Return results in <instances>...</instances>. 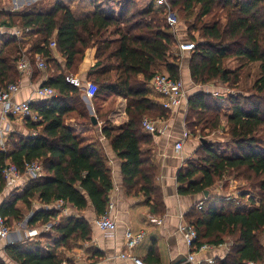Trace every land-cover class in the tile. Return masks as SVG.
I'll list each match as a JSON object with an SVG mask.
<instances>
[{"label": "trees", "instance_id": "trees-1", "mask_svg": "<svg viewBox=\"0 0 264 264\" xmlns=\"http://www.w3.org/2000/svg\"><path fill=\"white\" fill-rule=\"evenodd\" d=\"M118 1H121L118 19L105 16L97 5L92 11L78 7L81 15L55 5L48 14L21 13L0 19V26L29 29L28 34L36 36L28 48L29 55L22 53V41H0V88L16 83L19 77L16 65L23 56L33 64V55L39 54L46 59L45 65L52 64L58 69L59 65L52 62L49 50L52 42L66 61V71L42 85L53 88L57 97L31 103L37 119H26V125L37 134H12L4 149L0 146V192L6 187L3 172L7 166L15 165L21 174L32 162L40 163L43 169V176L29 181L21 196L12 194L2 205L0 216L7 225L20 222L24 211L31 212L35 200L45 206L63 201L77 211L85 210L90 204L98 217L108 209L109 193L113 188L108 159L98 141L88 143L66 124V120L74 117L91 122L82 102L81 89L65 81L66 76L75 74L88 53L93 54L94 63L87 79L97 85L93 101L101 100L107 92L126 100L127 123L115 127L106 121L101 130L121 161L124 190L128 195L143 194L148 202L152 201L150 208L154 213L163 211L155 181L157 167L150 155L141 152L143 142H149L143 134L142 120L145 116L152 120H166L170 115L161 104L148 97V85L156 69L167 72L173 79H181L179 64L169 62L176 32L168 27L165 11L156 6V0L145 5L137 0ZM167 1L171 11L183 19L187 26V41L194 45L188 64L192 83L207 86L220 81L234 90L244 68L251 63L258 64V76L249 94L237 92L213 98L211 94L197 93L188 99L187 130L194 136L197 128L201 136L206 130L216 132L222 130L221 122L225 119L222 132L237 154L222 156L202 146L195 153V161L186 163L176 178L182 186L178 189L180 195H203L227 174L245 180L249 191L256 190L254 195L260 200L258 205L253 198L247 199L242 191L238 197L242 202L246 199V203L225 201L223 197L217 198L221 201H213L208 195L202 208L191 209L185 215V221L197 232V246L215 247L225 240L231 243L219 264L262 263L264 0ZM2 15L6 13L0 9V18ZM195 32L199 39L192 34ZM229 59L243 60L245 64L228 69L224 63ZM222 108L226 111L224 115L220 113ZM31 214L29 226L36 222L48 224L58 212L40 210ZM53 232L55 238L50 234L45 236L46 248L40 241L32 240L9 244L5 252L16 264L69 263L70 260L63 258L58 249L71 250L78 242L88 241L91 227L83 219L67 218ZM0 264L6 263L0 259Z\"/></svg>", "mask_w": 264, "mask_h": 264}, {"label": "crops", "instance_id": "crops-1", "mask_svg": "<svg viewBox=\"0 0 264 264\" xmlns=\"http://www.w3.org/2000/svg\"><path fill=\"white\" fill-rule=\"evenodd\" d=\"M0 1L2 3V7L0 9L6 13V15L1 16V20L5 19L7 15L21 13L48 14L55 5H61L65 8L73 10L76 15H81V13L77 10L80 6L83 7L84 10L92 11L97 5L100 7L105 16L115 19L120 17L121 9V1L118 0H17L18 3H14V5H11L12 7L10 6L8 8L4 7L6 0ZM34 3L36 4V7L31 8L35 5ZM42 3L45 5H42ZM23 5L25 7L22 8V11L21 6ZM178 24L180 25L179 22ZM28 33L29 29L24 30L20 27L0 26V41L12 39L22 41L23 49L21 51L22 53L26 52L28 54V48H30L32 40L36 37L34 35L31 36ZM181 35L182 34L179 33V36H177L178 46L185 42V37ZM49 50L51 51L52 62L55 61L59 65L58 69L52 67V64L49 65L48 63H46L45 69H39V60L45 63L46 59L41 58L39 54L33 55L34 63L32 64L31 61H29L31 68L30 72H20L17 68L19 77L16 84L19 86V93L12 98V102H39L38 99L34 98L35 90L38 87H41L46 81L59 75L61 72L66 71L65 58L58 53L56 47H49ZM92 62L94 63L93 54L88 53V55H86L79 64L75 74L72 73L73 77H77L83 82L87 81V74L93 66ZM252 64L257 66L255 67L256 70L253 72L254 75H252L253 77L251 82L253 85L258 76V64L251 63L248 69H250ZM187 72L185 68L180 67V78L183 81L184 90L186 92L184 104L175 113H169L170 115L166 120H158L156 123L158 129L163 130V133L151 135L142 131L149 139V142H143L141 152L143 154L150 155L152 163L157 167L155 181L159 190V197L162 203L161 208L163 211L154 213L150 208L152 201L148 202L143 194H126L122 184L121 161L117 159L109 142L105 139V136L101 132L106 121L110 122L115 127H119L127 123L128 118L125 113L126 100L121 96L114 95L112 92H107L103 95L101 100H95V102L101 101V103H97L99 105L94 106L93 99H88L81 90L83 93L81 98L86 108V112L89 116L95 117L97 125H93L92 121L86 122L78 117L66 120V124L75 134L84 137L88 143L98 141L103 154L108 159V165L112 174L113 188L109 193V206L107 211L110 217L116 222V230L114 232H103L99 230L95 225L98 215L95 213L92 205L90 204L85 210L77 211L70 204L65 203V206L68 208L67 213H61L60 209L58 210L57 202H54L50 206H45L38 200H35L33 202L31 212L28 213L24 211V218L20 222L13 221L11 225H8V240L0 238L1 260H3L6 264H16L12 262L5 252V247L9 244L36 240L40 241L44 248L48 247L45 236L50 234L55 238L56 236L53 232L54 228L59 225L61 221H65L67 218L83 219L91 227L90 239L88 241L78 242L71 250L65 248L63 249L62 247L58 249V253H60L63 258L70 260L71 262H77L80 264H134L131 259H124L121 257L122 254L127 253L140 259L144 262V264H173L187 258L188 249L181 234L178 232V226L181 222L185 221V215L191 209L196 208L199 202L207 200V197L200 194L180 195L178 193V189L182 186L177 183V173L180 169L186 166V163L195 161V153L202 146H206L207 148L215 151L214 147L216 148L217 145L218 147L225 145L231 148L230 150L232 153L237 154L236 151H232V146H230L231 144H228L227 141H225L226 144H224L219 140L216 141L215 139H212L218 131L214 134L209 133V131L206 130L204 132L205 135L202 136L200 131H198V135L196 134V136H194L187 130L185 124V113L188 99L197 93H207L215 96V92L217 90L221 91L220 89H217V86L214 87V85H207L206 87L210 88L207 92L199 90V87H193L199 91L194 89L192 90V87L188 82L190 81V75L189 73L187 74ZM227 91L229 90L225 91V89H223L221 92H218V94L220 93V95L226 97L228 95ZM148 97L161 104V97L156 92L151 90L149 85ZM114 98L117 100L116 103L120 105V109L117 110L113 108L107 112L111 103L114 101ZM26 119L28 118L22 119L12 116L5 117L2 115L0 108V146L2 149L5 147L7 138L12 134L16 136H32L37 134L35 131L30 130L27 127ZM225 126V119H222L221 129L223 130ZM222 130H219L220 132L218 133L222 134ZM184 134L187 135L185 140H183ZM201 139L205 141L204 144L201 143ZM180 141L183 142L182 149L180 151H176L175 145ZM216 153L222 156L226 155L223 151ZM31 180L32 179H30L27 175L22 174L21 179L12 190L5 187L3 191L0 192V209L10 195L16 194L21 196L24 193L25 186ZM218 188L219 185H216L209 190V198L212 197L213 201H221V198L217 199L218 197H222L219 194ZM242 192L246 194L247 199L249 197L252 198L251 196L255 197L253 194L249 195V190H243ZM254 200L256 201V199ZM246 201L247 200L245 199L243 202L246 203ZM17 206L19 207L20 205L18 204ZM40 210H53L57 211L58 214L57 217L51 219L48 224L44 225L40 222H36L35 225L29 226L28 219L32 215L31 213ZM51 224L54 227L53 229H51L52 227L49 229L45 228L46 225ZM128 229L134 232L144 233V240L136 248L132 249V251H128L124 244V233ZM33 230L37 231V234L29 237L28 232ZM230 245L231 243L228 240H225L223 244L212 247L208 251L196 256V260L203 261L202 264H207L206 260H213V264H219L227 255ZM157 260L159 262L155 263Z\"/></svg>", "mask_w": 264, "mask_h": 264}, {"label": "built area", "instance_id": "built-area-1", "mask_svg": "<svg viewBox=\"0 0 264 264\" xmlns=\"http://www.w3.org/2000/svg\"><path fill=\"white\" fill-rule=\"evenodd\" d=\"M156 6L161 7L165 11V20L168 27L175 33L177 29V19L175 14L171 11L170 6L167 0H156ZM49 47H56L55 42L50 43ZM180 51L185 53H190L194 49L193 43L188 41L181 43L179 45ZM17 68L20 72H30V62L28 59L23 56L17 64ZM39 69H45V64L43 61L39 60L38 62ZM65 81L78 88L81 89L85 96L88 99H93L97 93V85L92 81L83 82L77 77L66 76ZM149 87L151 90L156 92L161 97V106L169 113H175L185 102L186 92L184 90V84L182 79L176 80L171 78L168 74H160L156 73L149 82ZM19 93V86L16 83H12L7 85L4 88H0V108L3 116L8 117H18V118H31L33 120L37 119L36 113H34L31 109L32 101H24L21 103L12 102V98ZM228 94L231 92L227 91ZM217 96V93H215ZM57 97V92L48 86L38 87L35 90L34 98L41 100H52ZM158 120H152L148 118H143L142 120V128L145 132L156 135L163 133V130L158 129L156 123ZM187 138V135L184 134L183 140ZM183 142L180 141L176 143L175 149L176 151H180L182 149ZM30 179H38L43 176V169L40 163L32 162L25 166L24 173ZM21 173L17 169L15 165H9L3 172V176L5 179L6 188L12 190L15 185L21 179ZM227 200H230L228 197ZM58 209L60 207L65 206V202L58 201L57 202ZM203 202H199L196 206L199 210L202 208ZM96 227L103 232H114L116 230V222L110 217L108 211L105 214L98 217L95 221ZM51 226L46 225L45 228L49 229ZM178 232L181 234L184 243L188 249L187 262L190 264H202L203 261L196 260V256L208 251L212 248L209 245L197 246V232L193 226L188 224L186 221H183L178 226ZM37 234V231H29L28 236H34ZM9 237V227L5 222V219L0 216V238L8 240ZM144 240L143 232H134L130 229L126 230L124 233V244L128 251H132V249L136 248L142 241ZM122 258L131 259L134 264H144L140 259L132 256L131 254H122ZM205 262V261H204ZM207 264H213V260H206ZM62 264H80L77 262H63ZM247 264H264L249 262Z\"/></svg>", "mask_w": 264, "mask_h": 264}, {"label": "rangeland", "instance_id": "rangeland-1", "mask_svg": "<svg viewBox=\"0 0 264 264\" xmlns=\"http://www.w3.org/2000/svg\"><path fill=\"white\" fill-rule=\"evenodd\" d=\"M138 1L140 3H143L144 2V5H145V4H147L151 0H138ZM14 3H18V1L17 0L16 1L15 0H6L5 1V4H4V7H7L8 8L11 5H14ZM42 5H45V4L42 3ZM23 7H25V6L24 5L21 6V10L22 11H23V9H22ZM35 7H36V4L33 5L31 8H35ZM24 10H25V8H24ZM19 11H20V9H19ZM175 16H176L177 22H179L181 26L179 24H177L176 37H175V40L176 41H175V44H173L172 47H171V49H170V52H169L170 60H169V62L170 63H178L179 64V67L185 68L186 69V72L188 71L187 72V74H188L189 73L188 64H189V60H190V55L191 54L180 51V48L178 46V39H177L178 38L177 36H179V33H180V34H182L181 36L185 37L184 38L185 42L188 40V38H187V35H188L187 26L184 24L183 19L181 18L180 15L175 14ZM192 34L196 38L199 39L198 33L195 32V33H192ZM184 40H182V41H184ZM242 64L244 65L245 64V61H243V60H237V59H229V60L225 61V63H224V65L228 69H236V68H238L239 65H242ZM248 67L249 66H247L246 68H244V73L240 77V81L238 83V86L234 90H232V88H228L226 85L222 84L220 81H215L212 84H208V85H214V87L217 86V89H220L221 91L223 89H225V91L226 90H229L230 92H232L231 94H235V93L239 92L241 94L247 95V94H249L250 88L252 86V82L251 81H252V77H253L252 75H254L253 72H254V70H256L255 67H257V66L255 64H252L250 66V69H248ZM154 73L155 74L156 73L167 74V72L162 71V70H157V69L155 70ZM250 74H251V77H250ZM69 76H73V75L72 74H69ZM188 82H189V85H191V87H192L191 89L192 90L194 89L193 87H199V90H202L204 92H207L208 90H210V88L209 87L207 88L206 85L205 86L195 85L194 83H192L191 80L188 81ZM217 89H215V90H217ZM194 90L199 91L197 89H194ZM221 91L217 90L215 92V93H217V96L216 95L215 96L212 95V97L213 98H217L219 96H222V95H220V93L218 94V92H221ZM116 101L117 100L114 98V101L111 103V106L108 108L107 112H109L113 108H115L117 110L120 109V105H118V103H116ZM97 103H101V101L94 102L93 105L94 106L99 105ZM224 112H226V111L224 110V108H222L220 110L221 115H224ZM87 115H89V114L87 113ZM187 116H188V108L186 109L185 119H186ZM145 117L148 118V119H152L149 116H145ZM192 129H194V128H192ZM198 129L199 128H197V130H196V134L197 135L199 133L198 132ZM218 132H220V131H218ZM218 132H216L217 134L215 132H212V133L216 134L215 136H213L212 139H215L216 141L219 140L222 143L226 144L225 141H227V139H225V138L227 136L224 135V133H222V132H221L222 134H220ZM211 135H213V134H211ZM223 146L218 147V145H217L216 148L214 147V149H215L216 152L223 151L224 154L229 155V156H231V155L234 154V153L231 152V150H230L231 148L230 147H227L225 145H223ZM230 146H232V151L235 152L236 151V148L233 145H230ZM216 185H219V188H218L219 189V194L225 199V201H229V200H227V198L229 197L230 198V201L238 202V203H243L242 201H240V199L238 197L239 193L241 191H243V190H248L249 189L248 188L249 186L247 185V182L245 180H242L241 178H235L234 174H232V175L227 174L221 181L217 182ZM251 191L249 192V195H252V194L254 195V193L255 194L257 193L256 190H251ZM242 193H244V192H242ZM251 197L253 199H256V202H257L256 204L258 205L259 204V201H260L259 198L257 196H255V197L251 196ZM257 205H255V206H257ZM67 210H68L67 206L60 207V212L61 213L62 212L63 213H67ZM260 239L262 241V244L264 245V235H262Z\"/></svg>", "mask_w": 264, "mask_h": 264}, {"label": "water", "instance_id": "water-1", "mask_svg": "<svg viewBox=\"0 0 264 264\" xmlns=\"http://www.w3.org/2000/svg\"><path fill=\"white\" fill-rule=\"evenodd\" d=\"M91 121H92L93 125H97V121L95 120L94 116H91ZM201 143L204 144L205 141L203 139H201ZM203 195H204V197H208L209 192L208 191H204ZM173 264H190V263H188L186 259H183L182 261H179V262L173 263Z\"/></svg>", "mask_w": 264, "mask_h": 264}]
</instances>
